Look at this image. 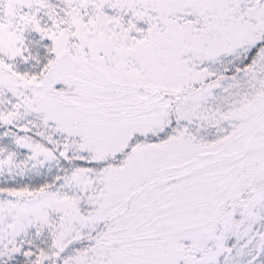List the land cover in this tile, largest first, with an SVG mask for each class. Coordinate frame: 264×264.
<instances>
[{"label": "snow or ice", "instance_id": "6c2138e0", "mask_svg": "<svg viewBox=\"0 0 264 264\" xmlns=\"http://www.w3.org/2000/svg\"><path fill=\"white\" fill-rule=\"evenodd\" d=\"M0 264H264V0H0Z\"/></svg>", "mask_w": 264, "mask_h": 264}]
</instances>
